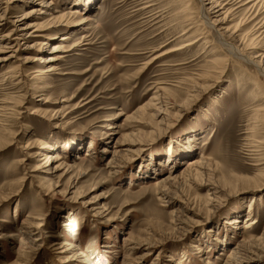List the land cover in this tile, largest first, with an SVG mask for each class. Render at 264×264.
I'll use <instances>...</instances> for the list:
<instances>
[{"label":"rangeland","instance_id":"rangeland-1","mask_svg":"<svg viewBox=\"0 0 264 264\" xmlns=\"http://www.w3.org/2000/svg\"><path fill=\"white\" fill-rule=\"evenodd\" d=\"M233 1L0 0V264H264V61L231 53ZM32 10L53 26L7 38Z\"/></svg>","mask_w":264,"mask_h":264},{"label":"bare ground","instance_id":"bare-ground-1","mask_svg":"<svg viewBox=\"0 0 264 264\" xmlns=\"http://www.w3.org/2000/svg\"><path fill=\"white\" fill-rule=\"evenodd\" d=\"M262 1L263 0H235V1H233V3L235 2L237 4L236 10H238L240 8L243 9L244 6H246L249 3H251V6H248V7L244 8V10H246L245 12H248L247 13V14H249V17L248 18L249 19L251 17L252 18L249 21H246L245 23H241V24L238 23L237 26L234 28V31L232 32V34L234 35L235 38H238L239 40L242 41V43H244L242 50L245 49L244 51H246V53H243V54L239 53V50L240 49H238V48L235 49V46L233 47V45H231L232 50H233V52L231 51V53H234L235 52V54H237L236 52L238 51V55H240L241 57L245 58L246 60H248V62H251L252 64H255V65H258L259 64V66H260V62L264 61V49L262 51H257L256 50V48L258 47L259 43H261V42H258V41H260V38L264 35V4H263L264 1L263 2ZM211 3L213 4L215 2L211 1ZM226 4H230V2H226ZM222 5H223L222 3H219L218 5L216 4L215 6L213 5V9L214 8L216 9L218 7L217 10L214 9L215 11L213 13L221 12L223 10V8H224V6H222ZM203 10H207V8H205V5L204 4H203ZM34 12H35V10H32L31 12H29V14L27 13L22 18L17 19L16 21L14 20L12 23L14 24L15 27L11 30V32L8 35H6V37L7 38L8 37H11L12 39H15V40H21V39H24L25 36H28L29 34H30V36H42L43 33L41 35V34H36L35 32L36 31H39V30H46V29L48 30V29H50L51 26H53V24H51L50 22H48L46 24L44 22H43L44 24H41L42 22L41 23L40 22H36L33 25H26V24H24V23L21 22V20H23L26 16H29L31 13H34ZM77 12L79 14V11L77 9H75L71 13H73L75 15ZM40 13L49 14V12L44 11V10H41ZM205 13H207L208 17L210 16V14H212V12L211 11L209 12V10H207ZM222 13H224V11ZM261 15H262L261 19L258 20V21H256L257 18H259V16H261ZM203 17H204L205 21H207V23L209 25L214 26L213 23H210L209 18L205 14H204ZM56 18H58V17H56ZM245 20H246V18H245ZM5 21H6L5 17L0 15V26L4 25L6 23ZM52 22H54V21H52ZM251 22H253V26L248 31L242 33V31L244 30V26L250 24ZM32 26L35 27L34 30H33V33H31L29 31V28L32 27ZM32 34H34V35H32ZM50 36H52V35H50ZM220 36L221 37L223 36L222 33H220ZM61 38L62 39H68V38H70V36H68V35L67 36H62ZM45 42L42 43L44 46H45V44H48V42H46V43ZM33 46L34 45L28 46V48L31 49V48H33ZM4 47L6 48L7 45H0V49H2ZM55 50H63V48L62 47H59V46H54L53 51H55ZM249 50H251V51H249ZM252 54H257V55H255V57L260 58L261 61L260 62H257L253 58H252L253 59L252 60L251 58L246 57V56H248V55L250 56ZM11 56L13 57L14 55H11ZM43 57L44 56H40L39 58H35L34 57L32 59H29V60H39V59L40 60H43ZM8 59H9V57H7V56H5V57L4 56H0V61H5V60H8ZM48 59L49 60L62 59V56L60 55V56H58L56 58H53L52 56H49V57L47 56V58L44 59L43 61L48 60ZM55 69H56V67L54 65H49V67L45 70V72L53 71ZM261 71H262V74L264 76V69L261 70ZM64 100H66V99H64ZM157 113H160V112H157ZM54 159L55 160L61 159V156L54 157ZM205 159H206V157H204V155H203L202 157L194 158V159L189 160L188 161V164H187V166L185 168V170H186L185 172L191 174L192 171L194 170V171H197V174L199 176L200 175H203L206 172V167H205V164H204L205 163L204 162ZM182 176L181 175L180 176L179 175L178 176H173V177L172 176L171 177L169 176L166 180H164V181H162L160 183L161 184L160 186H163L164 184H167L169 182L174 183V181H176L177 179L181 178ZM158 192H159V195H160V198L161 199H166L167 196H168V194H169L168 193V188H165V186H164V188H161L160 191H158ZM214 201H215V199H213V200L211 199L210 200L211 203L214 202ZM253 224H254V221L249 220V221H247L245 223V228L251 227Z\"/></svg>","mask_w":264,"mask_h":264}]
</instances>
